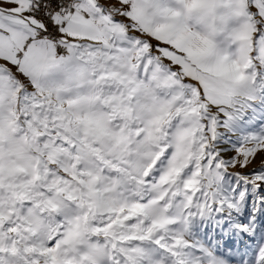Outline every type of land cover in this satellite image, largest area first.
<instances>
[{
    "label": "snow or ice",
    "instance_id": "6c2138e0",
    "mask_svg": "<svg viewBox=\"0 0 264 264\" xmlns=\"http://www.w3.org/2000/svg\"><path fill=\"white\" fill-rule=\"evenodd\" d=\"M260 93L264 0H0V264H223L180 225L264 205Z\"/></svg>",
    "mask_w": 264,
    "mask_h": 264
},
{
    "label": "rangeland",
    "instance_id": "374dc122",
    "mask_svg": "<svg viewBox=\"0 0 264 264\" xmlns=\"http://www.w3.org/2000/svg\"><path fill=\"white\" fill-rule=\"evenodd\" d=\"M227 36L221 33L217 41L224 46ZM236 45L231 44L227 51L234 52ZM227 123L225 128L222 124ZM229 131H224V130ZM264 136V93L257 94L254 99L243 103L234 121L222 118L218 131L217 145L226 152L238 149L248 138ZM251 196L244 202L248 212L258 211V221L247 217L239 219L237 204L233 209H225L201 216H193L180 225L185 238L190 242L186 252L195 259L204 249H216L224 255L218 257L223 264H256V255L259 248L264 247V205L259 203L262 197L256 189H250ZM255 197V199H253ZM239 220V221H238ZM227 226V227H226ZM225 240L234 241L232 247H224ZM218 246V247H217Z\"/></svg>",
    "mask_w": 264,
    "mask_h": 264
},
{
    "label": "bare ground",
    "instance_id": "6f19581e",
    "mask_svg": "<svg viewBox=\"0 0 264 264\" xmlns=\"http://www.w3.org/2000/svg\"><path fill=\"white\" fill-rule=\"evenodd\" d=\"M225 128H228L227 127V123H224V124H222ZM224 131H229L228 129L227 130H224ZM242 204V207L241 208H238V215H239V219H242L244 216H245V214H247L248 213V208L247 207H245V203H241ZM245 204V205H244ZM254 213V215H257L258 214V211L256 210V211H254L253 212ZM248 216V218H254V220H255V222L256 221H258V218H257V216ZM239 221V220H238Z\"/></svg>",
    "mask_w": 264,
    "mask_h": 264
}]
</instances>
